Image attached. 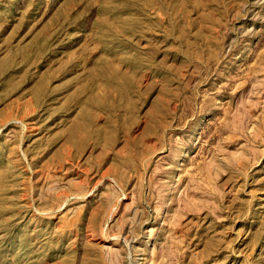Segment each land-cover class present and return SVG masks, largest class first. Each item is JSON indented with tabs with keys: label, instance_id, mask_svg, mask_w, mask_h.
<instances>
[{
	"label": "rangeland",
	"instance_id": "obj_1",
	"mask_svg": "<svg viewBox=\"0 0 264 264\" xmlns=\"http://www.w3.org/2000/svg\"><path fill=\"white\" fill-rule=\"evenodd\" d=\"M0 264H264V0H0Z\"/></svg>",
	"mask_w": 264,
	"mask_h": 264
}]
</instances>
